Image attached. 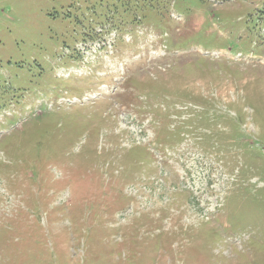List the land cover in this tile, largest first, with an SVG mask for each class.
Masks as SVG:
<instances>
[{"label":"rangeland","instance_id":"rangeland-1","mask_svg":"<svg viewBox=\"0 0 264 264\" xmlns=\"http://www.w3.org/2000/svg\"><path fill=\"white\" fill-rule=\"evenodd\" d=\"M0 264H264V0H0Z\"/></svg>","mask_w":264,"mask_h":264}]
</instances>
